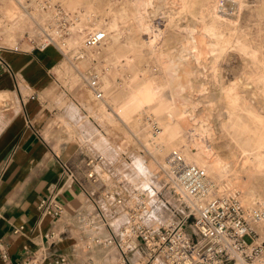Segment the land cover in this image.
<instances>
[{"label":"rangeland","instance_id":"obj_1","mask_svg":"<svg viewBox=\"0 0 264 264\" xmlns=\"http://www.w3.org/2000/svg\"><path fill=\"white\" fill-rule=\"evenodd\" d=\"M42 1L48 3L51 7H45L44 3H41ZM130 1L133 0H128V2L127 0H83V2L78 3V6H72L70 0H18L19 3L21 2L22 10L29 16L28 23L18 30L5 33L3 32L4 29L12 25V20L6 18L0 11V45L16 51H39V49H45L46 47L42 48L46 40L43 35L46 36V32H49L47 28L54 22L52 10L56 6V8L59 7L61 9L60 14H57L58 11H56V19L60 21L61 28L66 30L72 22L71 19L76 18V16H78V19L75 20V24H77L76 22L81 17V9L86 6L87 2L96 4L101 11L108 9L109 5L112 6V15L116 10L119 11L124 7H130ZM161 1H165V3H155L160 8L153 7L151 9V7L148 11L147 22L149 29L141 31L139 36L135 35L134 38L150 42L151 38H155L154 35L156 33H161L157 39V44H163V48L167 52V58L164 60L172 63L169 67L170 69L167 70V73H169L167 75L176 81H172L174 92L176 96L178 95L179 103H182L180 104L182 108L178 111L175 118L172 119V122L180 128L184 138L192 140V136H194V138L202 143L213 144L215 146V153L223 159L227 158L226 161H230L229 164L234 166V169L231 171L229 177L224 178L223 182L225 184L231 188H233L232 185L234 184L239 186L245 184L244 174L238 169V165L233 160V155L237 154L236 143L228 133L221 130L219 122L224 112V105L220 101V98H218L219 91L217 89L222 84L225 86L231 83L242 85L240 90L243 91L249 102L257 110L264 111L262 98L259 94L255 93L258 92L257 89L248 86L255 85L248 78L249 73L252 71L250 66L247 65L248 56L242 55L236 50H230L231 52L228 51L220 59L223 63L219 60L220 62L218 61L214 70L213 65H211V59H209L208 54H205L206 50L203 42L199 40L197 34L191 33L194 31V27L188 16L180 14V9L176 8L178 5L173 4L174 0ZM245 2L249 5L241 11L242 17L240 16L238 28L241 33L243 32L242 34L248 41V44L258 50L259 55H262L264 54V14L258 11L257 0H245ZM220 5L224 6L222 0ZM226 5L225 12L228 14L234 13V17L237 16V12L239 13L237 3L233 5L228 3ZM37 9H42L46 13L47 22H41L34 17V10ZM169 11L171 19L174 21L176 18L175 29L169 27L171 22L168 16L170 14ZM177 12H179V16L176 15ZM93 14L98 16L100 13L93 12ZM65 35L67 36L68 34L65 33ZM128 35L129 32L124 33L122 42L128 40ZM199 42L203 46L201 45L198 52L196 43ZM102 44L93 49H85L83 45L81 48L83 53H85L83 59L77 57L79 48H76L75 38L72 35H70L66 47H63L61 44H50L49 46L58 48L62 54L61 62L54 69L55 73L52 74V78L55 80L53 85H57L60 99L71 101L75 107L74 109L79 112L81 109L84 110L85 115L82 118V127L86 132L84 140L86 142L91 138L88 140L90 142H87L91 150L105 155L107 160V172H105V176L108 180L118 185V181L123 179V187L129 191L147 189L154 194L157 190H162V195H160V198H157L159 202L154 207L155 216L147 217V221L151 224L158 222L167 224L182 219L188 213V208L184 204H179L167 189L163 188V181L159 173L158 161H163L170 152H167L166 156H161L154 147L148 144L146 135L151 133V125L139 116L140 110L143 111V108L139 110V113L135 117L136 119H131L127 112L121 111L123 107L122 102L117 99L121 88L115 79L117 78L118 82L121 81L123 79L122 74L127 75V72L123 71L124 73H121L119 71L120 73L118 72L114 79H108V70L112 68L111 64L116 56L114 53L103 48L104 45L106 46V42ZM144 53L145 59H143V63H140V67H150L153 72L160 74L162 70L157 65L156 55L150 54V50H146ZM202 55L206 56L203 57ZM152 65H154V68ZM217 72L220 73V76ZM90 73H98L99 75L100 85L104 92V99L101 101L95 100L88 89L87 76ZM189 81H193L192 84L194 85ZM3 94L4 96L0 99V111L6 102L14 104L18 100L16 97H12L10 92H4ZM147 110L150 111L148 107ZM148 111V114L154 115L152 111ZM186 120L189 122H186ZM158 126L160 127L159 131H162L163 127L160 124ZM187 126L198 127V130L194 131L193 135H191L187 133ZM70 130V135L76 137L79 135L77 128ZM181 144L184 143L181 142ZM115 167L116 169L113 170ZM221 176V173H217L215 178L222 181L223 178L221 179ZM211 179L219 183V180L217 181L212 177ZM144 183H147L146 186H143ZM237 190H239L242 196L243 191ZM162 203L166 205L163 209H159ZM247 205L245 206L252 207V205ZM255 205H259L257 199ZM174 207H180L177 215L174 213ZM194 219L195 216L192 215L186 222L187 231L190 235L193 234L192 223ZM120 223L121 220L117 219L116 224ZM262 235L264 236V233Z\"/></svg>","mask_w":264,"mask_h":264},{"label":"bare ground","instance_id":"obj_2","mask_svg":"<svg viewBox=\"0 0 264 264\" xmlns=\"http://www.w3.org/2000/svg\"><path fill=\"white\" fill-rule=\"evenodd\" d=\"M222 1L224 4V6L222 5L223 7L220 5L221 0H174L173 4L178 5L176 8L180 9L179 12L181 15L188 16V19L191 20L193 24L191 25L194 27V31L191 33L197 34L199 40L203 42L206 50L205 54H208L209 59H211L213 69L218 61L223 58L224 54L230 50H236L240 54L248 56L247 65H249L252 70L248 78L255 84L248 86L257 89L258 92L255 93L261 96L264 109V54L259 55L258 50L248 44V41L242 34L243 32L241 33L238 28L241 11L249 4L246 3L245 0ZM81 2H83V0H70L72 6H78V3ZM159 2L162 1L133 0L130 1V7H124L119 11L116 10L112 15V6L109 5L108 9H103V11H101L96 4L87 2L86 6L81 9V17L76 22L77 24H75V20L78 19V16L71 19L72 22L66 30L61 28L59 24L60 21L56 19V11H58V8L55 7V9L52 10L54 22L47 28L49 32H46V36L51 35L56 41L55 44H61L63 47H66L67 41L70 35H72L75 38L76 48H79L78 51L80 52L82 51L81 48L84 45L88 32L94 30L105 31L108 38L105 41L106 46L104 45L103 48L114 53L116 56L111 64L112 68L108 70V79H114L119 71H121V73L123 71L127 72V75L122 74L123 79H120L121 81L118 82V79H115L121 88L117 96V99L122 102L123 107L121 111L127 112L131 119H136L135 117L139 113V110L143 108V111L140 110L139 115L142 120L152 125L149 119H147L149 116L163 127L155 143L150 142L149 137H151V133L146 135L148 144L154 147L159 155L166 156L174 149L181 150L188 162L202 167L212 178L216 179V174L221 173V179L223 178L222 181L219 179L216 180H219L220 184H224V178L229 177L231 171L234 169V166L229 164L230 161H226L227 158L223 159L218 156L215 153V146L213 144L202 143L194 138V136H192V140L184 138L180 128L172 122V119L175 118L178 111L182 108L180 106L182 103H179L177 98L178 95L176 96L174 92V84L172 83L174 79L172 80V78L167 75L169 74L167 70L170 69L169 67L172 63L164 60L167 58V52L163 48V44H157V39L161 33H156L154 35L155 38H151L150 42L134 38L135 35L139 36L141 31L149 29V24L147 22V16H149L148 11L151 7V9H153V7L158 8L159 6L155 3ZM163 2L165 3V1ZM227 2L232 5L237 3L239 7V13L237 12L236 14L237 16L234 17V13L228 14L225 12V5L228 4ZM256 4L258 11L264 14V0H257ZM21 7V2L19 3L18 0H0V11L6 18L12 20V25L5 28L3 32L10 33L13 30L22 28L28 23L29 16ZM93 12L100 14L95 16ZM179 12H177L176 15L179 16ZM33 15L41 22H47L46 20L48 18H46V13H44L42 9L34 10ZM169 15H171V13L168 14V16ZM169 18L171 19V16H169ZM175 19L174 21L171 19L169 27H175L177 23ZM126 32H129V38L126 42H122V36ZM65 33L68 35L66 36ZM201 42L196 43L198 52L202 45ZM146 50H150V54L156 55L157 65L160 67V70H162L160 74L153 72L150 67H140V63H143V59H145L144 52ZM206 55L202 56L204 57ZM154 65H152L153 68ZM95 74L98 75V73ZM218 74L220 76V73ZM189 82H191V84L193 83V81ZM240 88H242V85L240 86L236 83H231L227 86L222 84L218 87V98H220V101L224 105V112L219 123L221 130L228 133L236 143L237 154L233 155V160L234 163L238 165V169L244 174L243 178L245 184L240 186L234 184L232 185L233 188L243 191L241 197L244 204L246 203L245 205L249 204L253 206L257 199L259 205L264 206V188H262L264 187V111L261 112L257 110L254 105L249 102ZM3 93L0 92V99L4 96ZM145 107L146 109L148 107L154 115L148 114V110L146 111ZM183 118L186 119L184 116ZM186 122L189 121L186 120ZM187 128V133L191 135H193L194 131L198 130V127L187 126ZM102 137L104 138V136ZM181 142L184 144H181ZM146 184L147 183H144L143 186H146Z\"/></svg>","mask_w":264,"mask_h":264},{"label":"crops","instance_id":"obj_3","mask_svg":"<svg viewBox=\"0 0 264 264\" xmlns=\"http://www.w3.org/2000/svg\"><path fill=\"white\" fill-rule=\"evenodd\" d=\"M61 59L60 50L53 46L16 51L0 45V92H10L18 99L14 104L6 102L0 111V244H5L16 261L25 246L46 245L45 233L55 231L60 238L50 253L67 255L68 264H118L121 253L117 247L94 241L97 236H110V231L86 232L82 227L81 220L94 213L93 199L101 198L102 186L85 172V112L60 99L53 85L52 74ZM76 128L79 135H70V129ZM64 163L77 177L65 186ZM56 190L65 205V213L57 220L38 209L40 200ZM124 220L112 221L115 231ZM19 226L24 230L14 234ZM142 253V247L135 251L130 264H138Z\"/></svg>","mask_w":264,"mask_h":264},{"label":"built area","instance_id":"obj_4","mask_svg":"<svg viewBox=\"0 0 264 264\" xmlns=\"http://www.w3.org/2000/svg\"><path fill=\"white\" fill-rule=\"evenodd\" d=\"M41 3L51 7L45 1ZM60 11L58 7V14ZM43 37L46 40L42 48L56 43L51 35ZM107 38L103 30L91 31L85 38L84 48L98 47ZM80 52L77 57L83 59L84 53ZM87 83L95 100L104 99L97 74H88ZM147 119L152 123L150 142L155 143L161 130L155 120L149 116ZM88 140L83 141L85 172L91 181L102 186V193L101 198L93 199V215L83 218L81 223L86 232L110 231V236H97L94 241L107 247H117L121 253L118 264H130V256L141 247L143 256L138 264H264V206L246 207L239 190L211 179L203 168L188 162L181 150L174 149L163 161H158L159 173L163 188L179 204H184L188 213L182 219L167 224H151L147 217L155 216L154 207L162 190L154 194L147 189L129 191L123 187V179L118 181V185L108 180L105 176L106 157L91 150ZM63 170V186L77 180L76 172L68 163L63 164ZM58 192L56 190L43 197L38 204L41 214H48L56 220L65 213V205L58 199ZM165 205L160 204L159 209ZM179 208L174 207L175 215ZM192 215L195 216L192 223L194 235H190L186 227L187 219ZM116 218L125 220L115 231L112 221ZM23 230L24 226H19L13 232L18 234ZM44 238L46 245L36 249L25 246L16 261L1 243L3 264H68L67 255L50 253L52 245L60 238L59 234L49 231Z\"/></svg>","mask_w":264,"mask_h":264}]
</instances>
